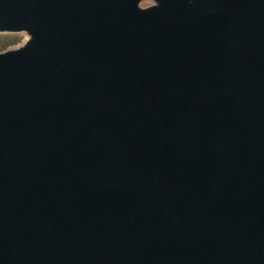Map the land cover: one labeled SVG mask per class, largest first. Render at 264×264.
Returning a JSON list of instances; mask_svg holds the SVG:
<instances>
[{
    "label": "water",
    "instance_id": "1",
    "mask_svg": "<svg viewBox=\"0 0 264 264\" xmlns=\"http://www.w3.org/2000/svg\"><path fill=\"white\" fill-rule=\"evenodd\" d=\"M21 32L0 264H264V0H0Z\"/></svg>",
    "mask_w": 264,
    "mask_h": 264
},
{
    "label": "rangeland",
    "instance_id": "2",
    "mask_svg": "<svg viewBox=\"0 0 264 264\" xmlns=\"http://www.w3.org/2000/svg\"><path fill=\"white\" fill-rule=\"evenodd\" d=\"M151 4V1H144L140 3V7L145 8ZM28 39V35L24 32L0 33V53L16 49L22 46Z\"/></svg>",
    "mask_w": 264,
    "mask_h": 264
}]
</instances>
